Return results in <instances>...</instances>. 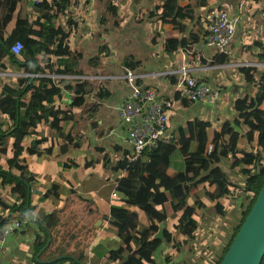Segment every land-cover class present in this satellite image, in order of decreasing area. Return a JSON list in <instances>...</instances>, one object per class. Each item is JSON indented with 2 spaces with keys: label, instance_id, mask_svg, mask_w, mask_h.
<instances>
[{
  "label": "crops",
  "instance_id": "0c3cea01",
  "mask_svg": "<svg viewBox=\"0 0 264 264\" xmlns=\"http://www.w3.org/2000/svg\"><path fill=\"white\" fill-rule=\"evenodd\" d=\"M29 1L34 4L38 0ZM103 1L73 0L67 11L61 10L59 3L55 7V22L72 30L69 43L71 50L81 55L79 59H75L79 73L62 74L46 68L47 71L44 73L32 74L33 78L41 76L59 82L63 98L46 105L54 110L60 109V112L42 118L36 132L28 138L29 140L45 139L46 142L41 145L42 153L40 149L34 153L30 152L27 141L18 150L17 163L28 167V173H25V168L17 166L16 161L12 166L10 165L9 159L13 157L11 149L1 153L0 168L30 181L26 214L23 209H18L23 200L13 191L17 183L16 178L0 177V213L4 218L11 216L8 222L15 225L14 233L8 242V251L1 256V261L12 264H116L108 263V257L109 253L121 244V239L117 229L110 224L107 217L110 215L111 207L123 197L117 186L127 172L126 169H117V166L128 150L123 142L127 127L120 121L117 108L128 97L130 87L123 76L124 73L120 76L118 74L117 57L114 54L116 46L112 27L119 23L122 2L114 0V4L119 9L118 15H114V21L108 22L107 18L104 20L102 14ZM209 1V6L221 5L239 16L237 38L232 55L227 56V62H216L215 57L220 54L213 55L211 50L202 46L203 35L192 48V52L201 51L205 56V67L197 70V75L207 82L219 85L223 89V97L216 109H210L202 103L189 104L177 99L171 115V126L176 133L178 128L189 120L200 118L211 121L216 119L218 110L223 112V116L225 110L228 113L230 110L228 106L236 111L233 96L238 90L230 81L232 70L230 65L234 64L232 60L240 54L242 42L245 43L249 38L248 34L252 33L250 25L254 19L246 17L243 6L237 8L236 0ZM20 6L19 4L12 20L4 29L5 38L14 39L17 36L16 23ZM206 8L196 9L195 21L186 22L187 31L178 34L174 31L173 38H178V45L171 42L165 46L166 40L161 33L162 45L153 46L154 52L151 56L154 61L161 53V59L159 58L160 61L158 60L156 64L161 66V72L151 73L140 61L128 60L137 64L136 70L146 74L145 84L154 86L163 97L174 95L176 78L170 72L178 67L183 55L187 53L182 46L183 41L188 43V38L196 28L198 29L196 33H203L206 25L202 13ZM202 23L205 27L201 26ZM261 23L260 25L264 26ZM244 26L246 27L243 28ZM38 28L39 26H34V29ZM260 41L264 42V40ZM18 56L21 58L20 55ZM48 58L50 64H54L53 68H57V57L53 55H46L45 60L40 58V64L45 67ZM28 75L24 73L16 59L6 56L0 60V90L5 84L17 86L18 79ZM81 78L88 79L94 84V93L104 86L106 97L101 99L93 93L87 96L83 105L72 107L73 94L66 91L65 87L72 85L75 79ZM243 80L245 79L242 76L240 81ZM229 83L231 86L227 87ZM31 98L32 92L29 91L25 95V102L28 103ZM58 119H60L59 129L50 126L57 123ZM7 123L11 124L12 119L7 112L4 113L0 109V128L3 129ZM176 165L179 167H174L173 164L172 167L175 168L173 174L181 168L178 161ZM115 191L118 192L119 198L118 195H114ZM233 193L236 202L231 201L227 204L224 217L201 212L193 240L182 257L166 263L164 255L159 253L157 264H193L194 260V264H211L206 255L214 254V244L217 239L214 238L215 235L223 239L221 238L223 234H220L225 221L223 218L231 219L232 217L229 216L231 213L236 215L234 225L228 231L227 240L222 246L220 245L219 255L223 252L224 244L229 241L242 215V206L240 210L239 207L243 195L247 194L241 188H233ZM186 199L188 197H182L180 201L183 203ZM49 215H51L52 230L47 232L44 222ZM141 219L143 223L148 222L144 213H141ZM16 222L19 224L16 225ZM75 257H82V262H76Z\"/></svg>",
  "mask_w": 264,
  "mask_h": 264
},
{
  "label": "trees",
  "instance_id": "16d2710c",
  "mask_svg": "<svg viewBox=\"0 0 264 264\" xmlns=\"http://www.w3.org/2000/svg\"><path fill=\"white\" fill-rule=\"evenodd\" d=\"M72 1L38 0L33 4L29 0H0V60L6 56L16 59L24 73L29 74L19 78L17 86L5 84L0 90V109L12 119L11 124L4 125L5 129L0 128V161L1 153L7 151L5 143L9 138L13 139L10 165L16 161L17 166L25 168V173L29 172L28 167L17 163L19 148L27 141L30 152L40 149L42 153L41 145L46 142L45 139L28 138L36 132L42 118L60 112V109L54 110L46 105L63 98L59 82L41 76L33 78L32 74L44 73L48 68L62 74L79 73L75 59L81 55L73 52L69 43L72 30L58 25L54 13L58 3L61 10L67 11ZM113 3L114 0H108L106 10L112 9L116 15L118 8ZM19 4L17 36L14 39L5 38L4 29ZM209 4V0H159L147 17H156L163 24L172 26L178 34L188 30L187 21H195L197 8H206ZM35 25L39 28L34 29ZM201 26H204L203 23ZM197 30L191 33L188 43L182 44L189 53H192L193 45L201 36L207 34L206 27L202 34L196 33ZM16 40L24 44L21 58L12 54L10 49ZM171 42L179 44L178 38L174 37L166 39L165 46ZM256 45L262 48L258 55L264 60V42L258 40ZM46 55L57 57V68L50 64V58L45 67L40 64V58L45 60ZM215 60L224 63L228 57L220 54ZM125 65L130 68L137 66L127 60ZM240 71L246 73L245 81L253 83V86L244 98L235 101V110L239 115L233 122L226 119L221 128L216 129L211 121L195 118L178 128L173 143H161L157 149L145 152L137 162L129 163V151L124 153L117 166V169H126L127 172L117 186L123 197L111 207L107 217L117 229L121 244L110 252L108 263L157 264L159 253L164 255L166 263L177 260L186 253L193 240L199 212L224 217L227 204L236 200L233 188H241L247 194L243 195L239 207L240 210L242 206V215L216 263L220 264L264 184V71L258 77L257 69L253 67H241ZM73 82L65 87L73 94L71 106L83 105L87 96L94 93V84L82 78ZM104 90L106 88L102 86L94 94L105 98ZM29 91L32 98L27 103L25 95ZM59 120L50 126L59 129ZM179 152L183 158L182 169L172 174L170 170ZM229 158H233L231 169L234 179L222 165V161ZM7 176L16 178L17 188L13 191L23 200L18 209L27 214L30 181L0 168V177L4 179ZM194 189L197 190L195 193ZM190 195L194 197L192 203L183 204L180 201V198ZM141 213L147 216V223H143ZM50 216L44 222L47 232L52 230ZM8 218L11 216L4 218L0 213V226L8 223ZM160 230L163 231V238L157 237ZM75 261L82 262V257H75ZM261 264H264V257Z\"/></svg>",
  "mask_w": 264,
  "mask_h": 264
},
{
  "label": "built area",
  "instance_id": "2783aa9c",
  "mask_svg": "<svg viewBox=\"0 0 264 264\" xmlns=\"http://www.w3.org/2000/svg\"><path fill=\"white\" fill-rule=\"evenodd\" d=\"M207 34L202 37V46L211 50L213 55H232L237 38L239 16L221 5L207 7L202 13ZM15 56L21 55L24 44L16 40L11 45ZM204 53L195 51L185 53L177 68L170 74L176 78L174 95L163 97L152 85H146V74L127 67L124 78L130 87L126 100L117 109L118 117L127 127L123 140L129 151L128 162H137L145 152L157 149L161 143H173L177 133L171 126V115L178 99L189 104L202 103L216 109L223 97V89L197 75V70L205 67ZM117 196L118 192H114ZM19 223L16 222V225ZM15 225L8 222L0 226V264L8 251V242L14 233Z\"/></svg>",
  "mask_w": 264,
  "mask_h": 264
},
{
  "label": "rangeland",
  "instance_id": "374dc122",
  "mask_svg": "<svg viewBox=\"0 0 264 264\" xmlns=\"http://www.w3.org/2000/svg\"><path fill=\"white\" fill-rule=\"evenodd\" d=\"M107 1L108 0H104L102 3V8H104L102 12V14L104 15L103 17L107 18L108 22L109 20L114 21L115 14L113 13L112 9L106 10ZM121 2H122L121 3L122 11L119 14V20H118L119 23L115 24V26L118 28H115L114 25L112 27V31L115 34L114 43H115L116 48L114 50V54L117 57L116 63H117L119 76L125 73V70L128 67L124 64L126 60L127 61L128 60L140 61V63L143 64V67H145L146 69H149L151 73L161 72V66H158V65L156 66L159 58L161 59V53L159 57H157V60L153 61L151 59V56L154 52L153 46L158 45L161 47L162 45L161 44V41H162L161 33L164 36L163 39L166 40L168 38H173V35L175 34L174 32L175 30L172 28V26L163 24L156 17L154 18L147 17L148 12L154 9V7L156 6V3H158L159 0H140L139 2H137L136 0H121ZM236 2L238 3L237 8H241L243 6L246 11L244 12L246 14V17L248 16V18L254 19L255 21L254 20L251 21L250 28H252V33L248 34L249 38L247 41H245V43L242 42L240 54L237 56L235 60H232L234 64L230 65V67L232 68L231 73H230L231 75L230 81L233 82L232 85H235V88L238 90V92L236 93L234 92L236 95L233 96V102H235L238 98H244L252 90V86H253V83H248L247 80L240 81L242 76H243V79H245V74H246L244 72L240 73L239 72L240 68L241 67H253L257 69L256 77H258L259 73L264 71V60H261V58H259V55H258L259 53L262 52V48L257 46L256 41H255V40L257 41L264 40V26L260 25L261 22H262L261 24H264V20H263L264 19V0H262V2L261 0H240L239 2L236 0ZM116 8L118 7L116 6ZM237 8H235V10H237ZM245 27L246 26H244L243 28ZM107 29H109V27ZM247 29H248V26H247ZM184 42L185 41H183V45H184ZM135 56H137V58ZM132 69L136 70V68H132ZM230 86L231 85L229 83L227 87H230ZM228 108L230 110H228V113L225 110L224 116H223L222 111H219V110L217 111L216 119H211L212 127L216 129H220L223 121H225L226 119H231V122H233L234 119L239 115V113L237 111H234V109L230 108V106H228ZM6 144H7V151L9 149L12 150L13 139L9 138L7 140V143H5V145ZM176 161H178V163L181 164L180 169H182L183 158H182L181 152L176 154L175 161H174V167L176 166L178 168L179 166L176 165ZM232 161H233V158H229L228 160L222 161L223 167L228 172V174L231 176H232V169H231ZM174 167H172L170 170L172 174L174 173V170H175ZM232 177L233 179L235 178V176H232ZM196 191H197L196 189L193 190V192H196ZM119 197L120 196L118 195L117 198ZM193 199L194 197L190 196V198L188 197V199L183 200V203L184 204L191 203ZM201 212H199V217L201 215ZM229 216H231L232 218L231 219L228 218L227 220L226 218H223V220L225 221L222 225L223 226L222 233H220V234H223L221 236V238L223 237V239H219L217 235H215L214 238H217V239H215L214 254L206 255L207 258L209 257V261L211 264H214V262L217 261V259H219L221 255V254L219 255L221 246L223 245L225 240H227L226 237L229 235L228 231L232 229L234 222L236 220V215L231 213ZM226 244L227 242L224 244V248ZM194 262L195 260L193 261V264Z\"/></svg>",
  "mask_w": 264,
  "mask_h": 264
},
{
  "label": "water",
  "instance_id": "95a60500",
  "mask_svg": "<svg viewBox=\"0 0 264 264\" xmlns=\"http://www.w3.org/2000/svg\"><path fill=\"white\" fill-rule=\"evenodd\" d=\"M157 237L163 238L162 230ZM263 257L264 184L220 264H261Z\"/></svg>",
  "mask_w": 264,
  "mask_h": 264
}]
</instances>
